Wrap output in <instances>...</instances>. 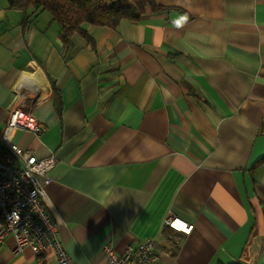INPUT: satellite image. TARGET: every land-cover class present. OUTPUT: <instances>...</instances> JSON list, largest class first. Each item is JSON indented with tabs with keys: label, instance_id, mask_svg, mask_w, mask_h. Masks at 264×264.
Returning a JSON list of instances; mask_svg holds the SVG:
<instances>
[{
	"label": "crops",
	"instance_id": "obj_1",
	"mask_svg": "<svg viewBox=\"0 0 264 264\" xmlns=\"http://www.w3.org/2000/svg\"><path fill=\"white\" fill-rule=\"evenodd\" d=\"M155 3L64 45L48 12L0 0V135L16 107L38 124L13 141L55 159L47 209L71 264L145 240L157 264H264V0ZM14 247L0 264H56Z\"/></svg>",
	"mask_w": 264,
	"mask_h": 264
},
{
	"label": "built area",
	"instance_id": "obj_2",
	"mask_svg": "<svg viewBox=\"0 0 264 264\" xmlns=\"http://www.w3.org/2000/svg\"><path fill=\"white\" fill-rule=\"evenodd\" d=\"M18 130H39L21 107L9 111L0 135L1 147L6 151L0 159V245L11 236L14 253L28 248L37 256L48 253L56 264H71L58 236L60 218L47 209L44 186L55 159H38L29 150H23L13 141ZM164 225L182 234L192 229L191 224L172 213L164 219ZM154 245L155 241L145 240L136 247L128 245L122 254H117L112 245L106 244L103 252L107 264H157Z\"/></svg>",
	"mask_w": 264,
	"mask_h": 264
},
{
	"label": "trees",
	"instance_id": "obj_3",
	"mask_svg": "<svg viewBox=\"0 0 264 264\" xmlns=\"http://www.w3.org/2000/svg\"><path fill=\"white\" fill-rule=\"evenodd\" d=\"M9 8L25 13L46 11L60 26V39L68 45L71 36L81 35L90 40L85 24L116 27L122 19L137 20L146 10L160 9L155 0H7ZM239 264V263H234Z\"/></svg>",
	"mask_w": 264,
	"mask_h": 264
},
{
	"label": "clouds",
	"instance_id": "obj_4",
	"mask_svg": "<svg viewBox=\"0 0 264 264\" xmlns=\"http://www.w3.org/2000/svg\"><path fill=\"white\" fill-rule=\"evenodd\" d=\"M186 19V18H185Z\"/></svg>",
	"mask_w": 264,
	"mask_h": 264
}]
</instances>
